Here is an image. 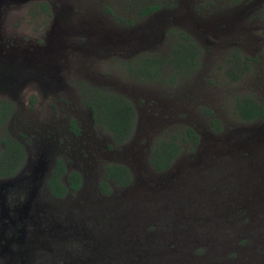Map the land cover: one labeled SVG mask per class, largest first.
<instances>
[{
  "label": "rangeland",
  "instance_id": "374dc122",
  "mask_svg": "<svg viewBox=\"0 0 264 264\" xmlns=\"http://www.w3.org/2000/svg\"><path fill=\"white\" fill-rule=\"evenodd\" d=\"M149 3L159 7L138 15ZM177 29L198 48L191 70L129 72L126 61L168 53ZM232 60L236 79L226 72ZM90 85L132 102L134 125L121 143L90 123ZM237 95L264 102V0H0V98L12 107L0 136L51 134L66 169L86 176L65 198L84 196L97 215L77 220L79 264H264V119L238 118ZM180 123L197 140L156 171L151 140ZM107 161L131 179L104 193L87 175Z\"/></svg>",
  "mask_w": 264,
  "mask_h": 264
},
{
  "label": "flooded vegetation",
  "instance_id": "af4514ba",
  "mask_svg": "<svg viewBox=\"0 0 264 264\" xmlns=\"http://www.w3.org/2000/svg\"><path fill=\"white\" fill-rule=\"evenodd\" d=\"M86 109L90 123L96 126L88 105ZM70 120L76 130L71 126ZM67 127L72 135L78 134L79 128L73 118L68 120ZM14 138L22 144V157L12 155L13 164L0 166V264L83 262L84 243L78 242V231L75 229L77 220L93 222V217L97 218V215L94 213L95 209L88 212L84 196H79L81 201L78 202L75 198L71 203H66L65 198L68 192L82 187L84 179L87 180L86 176L76 168L66 169V164L58 156L57 139L51 134L29 140L19 132ZM112 143L114 144L113 140ZM2 145L3 142L0 141V147ZM56 159H60L64 166L59 179L66 189L61 194L53 191L52 187L56 185L50 178ZM108 162L113 161L105 162L101 172L94 171L87 175L93 181L97 178L94 183L98 189L101 180H105L108 186L112 183L116 185L113 179L104 177V165ZM70 171H76L80 177V183L75 188L69 186L67 174ZM73 239L75 244L70 241Z\"/></svg>",
  "mask_w": 264,
  "mask_h": 264
},
{
  "label": "trees",
  "instance_id": "16d2710c",
  "mask_svg": "<svg viewBox=\"0 0 264 264\" xmlns=\"http://www.w3.org/2000/svg\"><path fill=\"white\" fill-rule=\"evenodd\" d=\"M41 10L48 12L47 2L39 1L37 3ZM159 7L156 3L146 4L138 9V15H146ZM108 9V8H107ZM39 10V9H37ZM177 40L171 46L168 53L163 55H151L136 58L133 63L126 61L125 65L129 72L137 77H155L158 76L162 68L168 67L176 74L184 73L191 70V66L196 64V56L198 48L192 41V37L185 31L177 29L175 31ZM232 59H235L232 57ZM243 59H248V55H244ZM244 62V60H243ZM233 68H227L226 72L229 77L236 79L240 72V62L232 60L230 63ZM176 74L169 73L168 78L174 79ZM89 91L85 99V103L91 110L92 119L95 124L109 131L114 143H121L125 140L134 125L135 109L124 94L111 90L99 89L93 86L88 87ZM233 110L236 116L245 121L264 119V102L257 101L248 95H237L233 100ZM209 110H206L208 112ZM12 112L11 103L8 100L0 98V127L3 128L4 121ZM71 126L74 130L76 127L72 120ZM216 118H211L210 123L218 127ZM175 131H162L159 135H155L148 149L147 160L151 167L156 171L167 169L172 160L178 155L182 149L183 143L190 146L197 140L196 132L188 125L180 123L176 126ZM0 141L3 142L0 149V166L5 167L13 164L12 155L17 158L22 157L23 147L14 137L7 135L4 129L1 131ZM64 171L63 163L60 159H56L55 166L51 171V181L55 183L52 189L56 194H61L66 187L59 179V175ZM104 177L111 178L116 185L124 186L130 182L131 176L128 168L118 162H108L104 165ZM78 173L70 171L67 179L70 181L69 186L75 188L79 185ZM99 188L102 192H107L109 187L105 180L99 182Z\"/></svg>",
  "mask_w": 264,
  "mask_h": 264
}]
</instances>
